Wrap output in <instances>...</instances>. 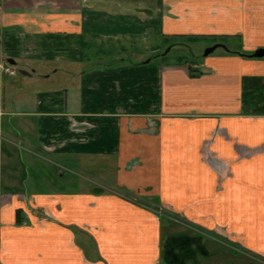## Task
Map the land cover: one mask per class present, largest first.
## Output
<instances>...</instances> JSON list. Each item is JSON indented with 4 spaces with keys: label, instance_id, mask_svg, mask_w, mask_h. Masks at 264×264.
I'll return each mask as SVG.
<instances>
[{
    "label": "crops",
    "instance_id": "obj_1",
    "mask_svg": "<svg viewBox=\"0 0 264 264\" xmlns=\"http://www.w3.org/2000/svg\"><path fill=\"white\" fill-rule=\"evenodd\" d=\"M88 1L0 0V264L264 256V0Z\"/></svg>",
    "mask_w": 264,
    "mask_h": 264
},
{
    "label": "rangeland",
    "instance_id": "obj_2",
    "mask_svg": "<svg viewBox=\"0 0 264 264\" xmlns=\"http://www.w3.org/2000/svg\"><path fill=\"white\" fill-rule=\"evenodd\" d=\"M44 4H46V3H44ZM84 4L86 6L91 7L90 0ZM21 5L23 6V10H25V11H29L32 9L30 3L26 2L23 4H19V6H21ZM0 6L2 7V8H0V10H5V7H8V5H6V4H0ZM9 6H11V5H9ZM192 48H193V50H195L193 46H192ZM206 48L207 47L200 46L198 48L199 53H196V50H195V56H197V54H199V56L201 57L202 54L204 53V51L206 50ZM230 48L233 49V48H236V46L233 45V46H230ZM221 50H222L221 48H218L214 52V54L213 53L212 54L217 55L221 52ZM186 54H187V52H186ZM212 54L207 56V57L212 56ZM191 56H193V55H191ZM200 57L198 58L199 60H205L206 59V57L205 58L204 57L200 58ZM11 69H14V68H11ZM28 156H29L28 152H24V154L22 155V158L28 159ZM28 170H29V168H28ZM76 171H78V173H80L84 176H88L89 178L92 177L90 174L83 173L84 171H80V170H76ZM41 173L46 174L45 171H42ZM204 244L207 247V249L211 255H210V257H208V259H202L203 257L200 256L201 258L199 259L200 260L199 264H264V256L247 253V252H251V251L247 250L246 248H244L241 245L240 246L243 247V250L246 252L241 251V249L238 248L237 245H234V244L228 245L224 242L221 244L219 242L215 243L214 241L213 242L206 241V242H204Z\"/></svg>",
    "mask_w": 264,
    "mask_h": 264
},
{
    "label": "trees",
    "instance_id": "obj_3",
    "mask_svg": "<svg viewBox=\"0 0 264 264\" xmlns=\"http://www.w3.org/2000/svg\"><path fill=\"white\" fill-rule=\"evenodd\" d=\"M233 53V52H231ZM245 57H252L247 54H240ZM119 193L126 198L133 200L136 198L125 189H118ZM160 206V205H159ZM162 222H172L173 218L179 220L178 215L165 211L159 214ZM172 218V219H171ZM205 250V253L203 251ZM205 244H199L196 239L187 235H174L168 237L163 242V260L167 264H199V257H210Z\"/></svg>",
    "mask_w": 264,
    "mask_h": 264
},
{
    "label": "water",
    "instance_id": "obj_4",
    "mask_svg": "<svg viewBox=\"0 0 264 264\" xmlns=\"http://www.w3.org/2000/svg\"><path fill=\"white\" fill-rule=\"evenodd\" d=\"M220 47H224L221 44H215L211 47H208L205 51H204V57H207L209 55H211L216 49L220 48ZM167 51H169V49H167ZM166 51V52H167ZM253 58H263L264 57V48H260L258 50H256L252 55ZM0 61H4L6 63H8L10 66L14 65V62L12 59H2L0 58Z\"/></svg>",
    "mask_w": 264,
    "mask_h": 264
},
{
    "label": "built area",
    "instance_id": "obj_5",
    "mask_svg": "<svg viewBox=\"0 0 264 264\" xmlns=\"http://www.w3.org/2000/svg\"><path fill=\"white\" fill-rule=\"evenodd\" d=\"M84 2H85V0H84ZM10 69H11V66L8 63H6L4 61H0V72L7 73L10 71ZM0 111H1V107H0ZM165 211H168V210H166L165 208H163L161 206L157 207V213L158 214H161Z\"/></svg>",
    "mask_w": 264,
    "mask_h": 264
},
{
    "label": "flooded vegetation",
    "instance_id": "obj_6",
    "mask_svg": "<svg viewBox=\"0 0 264 264\" xmlns=\"http://www.w3.org/2000/svg\"><path fill=\"white\" fill-rule=\"evenodd\" d=\"M168 212H170V213H172L171 211H168ZM174 214V213H173ZM173 221V220H172ZM223 240V242H225L226 244H228V245H230V244H234V245H237V247L238 248H240L241 249V251H244L243 250V247H241L240 245H238V244H235V243H232V242H230V241H226V239H222ZM244 252H246V251H244ZM247 253H250V254H252L251 252H247ZM201 258V257H200Z\"/></svg>",
    "mask_w": 264,
    "mask_h": 264
}]
</instances>
